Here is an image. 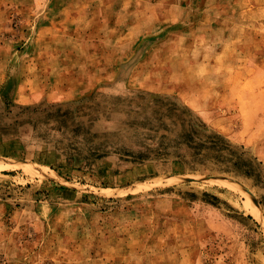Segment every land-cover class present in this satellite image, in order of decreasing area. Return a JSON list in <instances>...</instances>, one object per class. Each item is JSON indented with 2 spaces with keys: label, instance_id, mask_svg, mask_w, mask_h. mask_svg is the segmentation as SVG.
I'll return each mask as SVG.
<instances>
[{
  "label": "rangeland",
  "instance_id": "374dc122",
  "mask_svg": "<svg viewBox=\"0 0 264 264\" xmlns=\"http://www.w3.org/2000/svg\"><path fill=\"white\" fill-rule=\"evenodd\" d=\"M6 83L19 88L11 115L0 99V129L13 124L0 136V264H264V189L251 180L120 154L79 169L69 129L19 113L91 94L105 108L135 90L175 95L264 161V0H0Z\"/></svg>",
  "mask_w": 264,
  "mask_h": 264
},
{
  "label": "trees",
  "instance_id": "16d2710c",
  "mask_svg": "<svg viewBox=\"0 0 264 264\" xmlns=\"http://www.w3.org/2000/svg\"><path fill=\"white\" fill-rule=\"evenodd\" d=\"M17 88L18 83H6L0 89V99L5 102L7 115H11V108L16 105ZM121 99L126 100L123 105L105 108L91 94L65 104L66 109L63 104L27 105L21 107L19 113H32L34 116L28 122L35 129L45 119H54L56 129L60 126L63 130L69 129L71 135L65 148L66 159L79 169H91L96 158L120 154L125 160L139 163L155 159L172 161L180 165L182 174L212 165L219 171L251 180L252 186L264 189V161L245 145L235 143L211 127L179 97L135 90L126 98L119 97ZM103 118L119 123V128L100 134L94 125ZM12 125L7 123L9 128L0 129V136L3 137ZM84 141L86 144L81 145ZM189 195L197 196L195 193ZM201 198L213 205L220 201L218 195L209 191H204ZM258 201L264 210V193ZM247 218L253 219L251 215Z\"/></svg>",
  "mask_w": 264,
  "mask_h": 264
},
{
  "label": "crops",
  "instance_id": "0c3cea01",
  "mask_svg": "<svg viewBox=\"0 0 264 264\" xmlns=\"http://www.w3.org/2000/svg\"><path fill=\"white\" fill-rule=\"evenodd\" d=\"M19 85H20V84H19ZM18 88H19V86H18ZM18 88H17V91H18ZM90 88H91V87H85L83 91H88ZM17 91H16V92H17ZM43 92L45 93V91H43ZM45 94H47L48 97L52 98L51 95H50V93H47V92H46ZM45 94H44V95H45ZM69 97H72V96H65V95H62V96H61V99L69 98Z\"/></svg>",
  "mask_w": 264,
  "mask_h": 264
},
{
  "label": "bare ground",
  "instance_id": "6f19581e",
  "mask_svg": "<svg viewBox=\"0 0 264 264\" xmlns=\"http://www.w3.org/2000/svg\"><path fill=\"white\" fill-rule=\"evenodd\" d=\"M1 164V163H0ZM3 164V163H2ZM21 164V163H20ZM15 165H18V164H9L8 165V168L9 166L12 168V167H15ZM1 166V165H0ZM21 167H24L25 169L29 170L30 169V166L29 164H22ZM1 169V168H0Z\"/></svg>",
  "mask_w": 264,
  "mask_h": 264
},
{
  "label": "water",
  "instance_id": "95a60500",
  "mask_svg": "<svg viewBox=\"0 0 264 264\" xmlns=\"http://www.w3.org/2000/svg\"><path fill=\"white\" fill-rule=\"evenodd\" d=\"M231 180H232V179H231ZM254 202H255L258 206H260V203H259L258 199H254Z\"/></svg>",
  "mask_w": 264,
  "mask_h": 264
}]
</instances>
